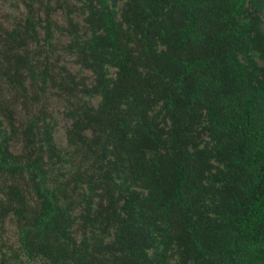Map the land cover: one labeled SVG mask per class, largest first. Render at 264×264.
<instances>
[{
    "label": "trees",
    "instance_id": "obj_1",
    "mask_svg": "<svg viewBox=\"0 0 264 264\" xmlns=\"http://www.w3.org/2000/svg\"><path fill=\"white\" fill-rule=\"evenodd\" d=\"M0 264H264V0H0Z\"/></svg>",
    "mask_w": 264,
    "mask_h": 264
},
{
    "label": "rangeland",
    "instance_id": "obj_2",
    "mask_svg": "<svg viewBox=\"0 0 264 264\" xmlns=\"http://www.w3.org/2000/svg\"><path fill=\"white\" fill-rule=\"evenodd\" d=\"M68 68L71 70V71H76V67L73 66L72 64H69ZM57 117L60 119L61 116H58ZM61 120V119H60ZM64 122L63 121H60V124H59V127H60V131L59 133L57 134V142L60 143V144H64V135H63V129L64 128ZM15 229L13 228V226L11 224H8L6 225L5 227V230H4V242L5 244H7L8 246H10L11 248H14V243H15Z\"/></svg>",
    "mask_w": 264,
    "mask_h": 264
}]
</instances>
